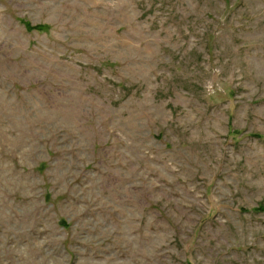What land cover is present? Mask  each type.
I'll return each instance as SVG.
<instances>
[{"label":"rangeland","instance_id":"obj_1","mask_svg":"<svg viewBox=\"0 0 264 264\" xmlns=\"http://www.w3.org/2000/svg\"><path fill=\"white\" fill-rule=\"evenodd\" d=\"M261 209L264 0H0V264H264Z\"/></svg>","mask_w":264,"mask_h":264},{"label":"trees","instance_id":"obj_2","mask_svg":"<svg viewBox=\"0 0 264 264\" xmlns=\"http://www.w3.org/2000/svg\"><path fill=\"white\" fill-rule=\"evenodd\" d=\"M25 25V27L27 28V30H31L32 28H31V26L29 25V24H24ZM35 29L34 30H39V31H41V30H43L44 29V26L42 25V26H36V27H34ZM261 210H263L264 211V209H261Z\"/></svg>","mask_w":264,"mask_h":264}]
</instances>
